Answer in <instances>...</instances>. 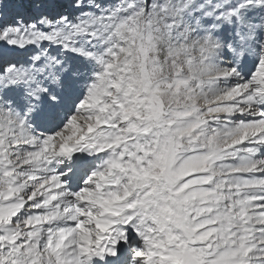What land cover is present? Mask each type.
<instances>
[{"label":"snow or ice","instance_id":"obj_1","mask_svg":"<svg viewBox=\"0 0 264 264\" xmlns=\"http://www.w3.org/2000/svg\"><path fill=\"white\" fill-rule=\"evenodd\" d=\"M0 264H264V0H0Z\"/></svg>","mask_w":264,"mask_h":264}]
</instances>
